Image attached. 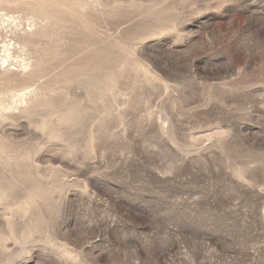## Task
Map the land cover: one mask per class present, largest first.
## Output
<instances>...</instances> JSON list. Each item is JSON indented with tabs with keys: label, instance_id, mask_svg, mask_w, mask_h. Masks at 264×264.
Listing matches in <instances>:
<instances>
[{
	"label": "rangeland",
	"instance_id": "obj_1",
	"mask_svg": "<svg viewBox=\"0 0 264 264\" xmlns=\"http://www.w3.org/2000/svg\"><path fill=\"white\" fill-rule=\"evenodd\" d=\"M0 264H264V0H0Z\"/></svg>",
	"mask_w": 264,
	"mask_h": 264
}]
</instances>
